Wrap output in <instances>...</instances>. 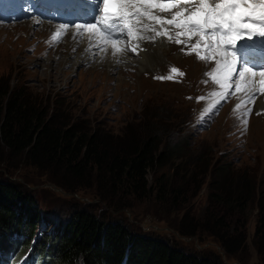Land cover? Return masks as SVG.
I'll use <instances>...</instances> for the list:
<instances>
[{
    "label": "rangeland",
    "instance_id": "obj_1",
    "mask_svg": "<svg viewBox=\"0 0 264 264\" xmlns=\"http://www.w3.org/2000/svg\"><path fill=\"white\" fill-rule=\"evenodd\" d=\"M14 1L0 0V77L23 87L48 116L55 113L61 123L115 136L148 118L161 120L174 132L172 136L182 140L186 156L198 154L205 162L210 158L213 163L230 162L264 189V104H259L256 94L242 99L229 92L222 99V88L212 79L216 64L200 59L188 51L185 42L175 40L159 63L144 69L131 62L132 67L128 64L111 71L97 64L95 54L88 57L80 36H65L71 26L54 35L60 24L46 19L9 21L17 16ZM31 21L26 34L23 26ZM43 23L54 26L42 29ZM72 44L77 45L74 50ZM123 51L137 58V52L129 55ZM178 70L179 81L169 80ZM6 152L0 148V180L15 185L21 197H26L21 199L37 208L43 219L36 228L37 237L57 233V224L86 209L104 220L122 222L133 233L167 240L185 253L209 255L229 264H264V245L259 246L254 237L258 198L248 204L241 222L244 226L229 230L232 236L223 248L205 225L207 175L182 180L183 206L176 209L153 199L113 195L101 184L97 186L102 193L97 192L93 178L66 191L19 155ZM153 178L150 173V184ZM19 264L29 263L20 260Z\"/></svg>",
    "mask_w": 264,
    "mask_h": 264
},
{
    "label": "trees",
    "instance_id": "obj_2",
    "mask_svg": "<svg viewBox=\"0 0 264 264\" xmlns=\"http://www.w3.org/2000/svg\"><path fill=\"white\" fill-rule=\"evenodd\" d=\"M23 89L0 77V148L9 151L6 155H19L66 191L93 178L97 192L101 184L113 195L153 199L176 209L183 206L182 180L207 175L206 229L227 248L229 230L244 226L246 208L258 198L254 237L259 246L264 245V189L230 162L186 156L182 140L153 118L128 125L116 136L61 123ZM21 198L15 185L0 180V248L12 245L22 252L29 248L40 256V264H229L217 257L185 253L167 240L133 233L122 222L104 220L86 209L57 224V233L37 237L43 219L32 202Z\"/></svg>",
    "mask_w": 264,
    "mask_h": 264
},
{
    "label": "snow or ice",
    "instance_id": "obj_3",
    "mask_svg": "<svg viewBox=\"0 0 264 264\" xmlns=\"http://www.w3.org/2000/svg\"><path fill=\"white\" fill-rule=\"evenodd\" d=\"M181 3L185 8L173 13L166 23L205 40V51L217 57L213 71L219 76L212 75L213 81L222 88L230 87L231 84L226 82H231L233 74H236L235 87L238 91L247 92L249 96L264 93V68L254 70V66L247 67L241 49L235 45V41L242 40L245 34L249 40L253 35L264 37V0H215L214 3L210 0H176L172 3L169 0L168 3L159 4L143 0L139 7L133 3V10H126L129 8V0H103V15L98 18V23H102L107 32L123 30L117 28L118 22L148 15L149 7H158L161 13H170L171 9L177 8ZM141 8L145 11L142 12ZM152 19L161 22L162 18L152 16ZM66 27L67 25H59L61 29ZM76 27L92 29L90 35H94L96 31L93 24ZM128 33L132 34L130 27ZM210 55L201 56L200 59L207 60ZM237 64L240 65L238 72Z\"/></svg>",
    "mask_w": 264,
    "mask_h": 264
},
{
    "label": "bare ground",
    "instance_id": "obj_4",
    "mask_svg": "<svg viewBox=\"0 0 264 264\" xmlns=\"http://www.w3.org/2000/svg\"><path fill=\"white\" fill-rule=\"evenodd\" d=\"M58 1H61V0H54L52 5L58 7V5H57ZM63 1H65V0H63ZM130 1H136V0H130ZM210 2L214 3L215 0H210ZM257 2H258V0H257ZM136 6H138V4H136ZM143 11H145V9H143ZM148 12H149L148 15H145V16L140 18L141 22L149 23V22H151L149 20L152 16L158 15L159 17L162 18V16L164 15L163 13H160L157 10V7H154L153 10L148 11ZM151 13H153V14L151 15ZM31 18H35V17H31ZM31 18H29V19H31ZM36 19H38V18H36ZM33 21L27 22L23 26V28H24L23 30H25L24 33L29 34L28 31H30L29 29L31 28L30 26L33 24ZM55 24H58V23H55ZM53 26L54 25H51V24L47 25L46 23H43L41 28L42 29L46 28L48 30L49 28L50 29L53 28ZM152 26H153V31L147 32L145 38L138 42L136 54H135V52H131L126 48V50L130 52V53H128L129 55L135 54V55H137L136 56L137 58L128 57L127 54H125L127 52L123 51V50L115 51L113 44H108V43H105L104 41H101L98 37L97 31H95L94 35H90V32H92L93 30L88 29L86 27H81L80 29H77L76 25H73L68 29L65 36L70 37V38L80 36L81 39L86 43L85 48L88 51V57H90V59L94 58L93 55L95 54L97 64H100L101 66L105 65V66L109 67L111 71H112V69L117 68V67L128 66V64L130 65V67H132L131 62H133L134 66L141 65V67H143L145 69L148 66H152L156 63H159L160 56L167 55L168 51H169L168 49H170V47L175 45V41L172 40V38H171L172 35H174L175 33L165 23H159L157 21H154V22H152ZM62 30L63 29L59 28V26H58V29H55L53 34L54 35L55 34H58V35L62 34ZM157 31H164V34L159 36L156 34ZM167 34H168V36L166 37ZM147 39L151 40V42L150 41L145 42V40H147ZM153 43L155 45H153ZM118 44L119 43L116 42L114 45L116 47H118ZM72 47L74 50L77 47V45L72 44ZM214 64H216V63H214ZM196 65L197 64L194 65L195 68H196ZM256 79H259V77H256ZM226 83H230L231 86L230 87L226 86V89H225V87L224 88L221 87L222 88L221 96L227 95V93L232 92V90H235L236 91L235 95L237 97L242 98V99L249 96V94L247 92H244L242 90L238 91L236 89V87H235L236 76H234V78L231 82H226ZM257 97H258L257 101L259 102V104H264V94L261 96H257ZM255 106H257V105H255Z\"/></svg>",
    "mask_w": 264,
    "mask_h": 264
}]
</instances>
